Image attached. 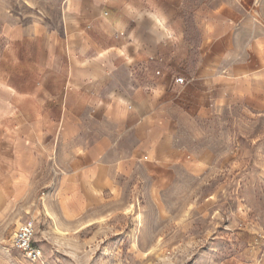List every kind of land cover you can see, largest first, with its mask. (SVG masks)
I'll return each mask as SVG.
<instances>
[{
    "label": "rangeland",
    "instance_id": "rangeland-1",
    "mask_svg": "<svg viewBox=\"0 0 264 264\" xmlns=\"http://www.w3.org/2000/svg\"><path fill=\"white\" fill-rule=\"evenodd\" d=\"M72 4L0 0V264H264V92L192 86L199 45L98 60L110 37ZM113 4L103 15L123 19V0ZM150 16L136 28L148 38ZM158 71L179 84L164 96L149 87ZM142 97L166 108L139 151L124 116ZM96 144L86 174L78 155ZM26 220L38 261L13 245Z\"/></svg>",
    "mask_w": 264,
    "mask_h": 264
},
{
    "label": "crops",
    "instance_id": "crops-1",
    "mask_svg": "<svg viewBox=\"0 0 264 264\" xmlns=\"http://www.w3.org/2000/svg\"><path fill=\"white\" fill-rule=\"evenodd\" d=\"M71 1L72 13L84 18L92 10L93 26L97 27L98 33L103 32L110 37L109 44L101 45L98 60L107 61L109 64L127 60L131 64L132 61L141 62L153 57L148 56L147 51L157 52L164 43L199 45L201 64L192 73V86L196 88L198 85L212 90L213 85L219 83L220 87L213 90L222 92L225 96H252L264 92V79L260 78L264 77L263 0H123V19L114 11L107 13V17L103 15L104 9L113 7L114 0ZM148 14H151L150 19L159 33L150 38L138 33L136 29L138 24L149 19ZM117 25H122V32H119ZM121 33L124 35L121 36ZM121 37L125 39L122 42ZM143 55H147L145 59H141ZM218 62H227L226 75H216L214 70ZM139 68H144V65ZM161 71L149 87L164 96L173 86L179 84L173 77H166L165 74L161 77ZM137 81H133L130 74L125 77V83L142 87L141 83H135ZM119 99L125 101L123 97ZM130 100L124 120L126 122L130 118L131 122L126 123L129 126L128 131L134 135L138 150L144 151L156 143L152 138L149 140L148 136L162 132L157 127L156 117L166 107L163 99L159 101L160 98H154L155 105L151 103L150 97ZM101 156L99 144L78 155L81 162L87 164L91 170L85 171L86 174L97 172V162ZM94 178L93 175L92 180Z\"/></svg>",
    "mask_w": 264,
    "mask_h": 264
},
{
    "label": "built area",
    "instance_id": "built-area-1",
    "mask_svg": "<svg viewBox=\"0 0 264 264\" xmlns=\"http://www.w3.org/2000/svg\"><path fill=\"white\" fill-rule=\"evenodd\" d=\"M160 73V71H158ZM185 77H177V82L185 83ZM35 224L33 220L22 222L16 229L13 237V245L22 251L32 261L42 258V251L34 242Z\"/></svg>",
    "mask_w": 264,
    "mask_h": 264
}]
</instances>
